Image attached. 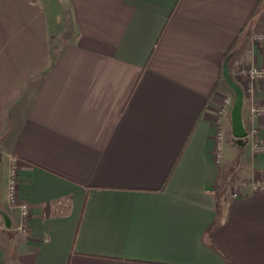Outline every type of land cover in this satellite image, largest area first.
Here are the masks:
<instances>
[{
	"label": "crops",
	"instance_id": "0c3cea01",
	"mask_svg": "<svg viewBox=\"0 0 264 264\" xmlns=\"http://www.w3.org/2000/svg\"><path fill=\"white\" fill-rule=\"evenodd\" d=\"M260 36L264 0H0V264H264Z\"/></svg>",
	"mask_w": 264,
	"mask_h": 264
},
{
	"label": "built area",
	"instance_id": "2783aa9c",
	"mask_svg": "<svg viewBox=\"0 0 264 264\" xmlns=\"http://www.w3.org/2000/svg\"><path fill=\"white\" fill-rule=\"evenodd\" d=\"M259 40H264V36H260L258 38ZM238 73L242 75L250 84H252L255 80L258 79H264V67H255L246 65L243 67H240L238 70ZM231 98L226 96L223 98L222 104H220V107L218 111L215 114L214 119V126H215V133H214V139H215V146H216V152L215 155L217 160L221 159V142H223V132L221 131V124L222 120H224L223 116H225V113L227 112L229 106L231 105ZM250 114L252 116H264V104L258 105L253 104L250 106ZM257 129L254 127L251 129V131L247 134L249 137L250 147L253 154H258L260 152L264 153V141H259L256 138ZM9 171H8V179H7V186H6V197H7V203L16 206L20 210V215L23 220V223L20 225V230L25 231L28 229L29 223V205L24 202L23 200L19 199L18 197V184H19V170L18 167L14 162H11L9 164ZM245 183V180H243ZM250 187L252 191H264V178L254 179L253 181H250ZM235 195L237 193H234Z\"/></svg>",
	"mask_w": 264,
	"mask_h": 264
},
{
	"label": "water",
	"instance_id": "95a60500",
	"mask_svg": "<svg viewBox=\"0 0 264 264\" xmlns=\"http://www.w3.org/2000/svg\"><path fill=\"white\" fill-rule=\"evenodd\" d=\"M228 77V76H227ZM228 83L231 85V87L235 90V98H234V103L232 104V121L233 123L236 124H240V109H241V104H242V90L241 88L234 84L231 80H229L228 77ZM237 135H241V134H237ZM237 142L239 143L240 140H237Z\"/></svg>",
	"mask_w": 264,
	"mask_h": 264
},
{
	"label": "rangeland",
	"instance_id": "374dc122",
	"mask_svg": "<svg viewBox=\"0 0 264 264\" xmlns=\"http://www.w3.org/2000/svg\"><path fill=\"white\" fill-rule=\"evenodd\" d=\"M246 64L247 63H240V64H238L237 66H235L236 67V70H235V75H236V78H237V80L239 81V83L240 84H242L241 86L242 87H244L245 86V82H248L244 77H242V75L240 74V73H238V70H239V68L240 67H243V66H246ZM250 84V83H249ZM250 86V85H249ZM224 117V116H223ZM221 131L223 132V134H222V136H223V138L222 139H224V138H226V133H225V131H223V120H222V124H221ZM223 142H224V140H223ZM222 143V142H221ZM224 143H222L221 144V147H222V145H223Z\"/></svg>",
	"mask_w": 264,
	"mask_h": 264
}]
</instances>
